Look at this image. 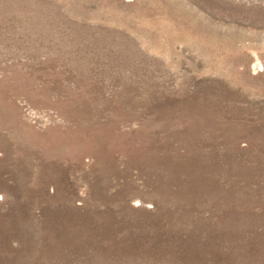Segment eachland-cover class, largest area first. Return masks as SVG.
<instances>
[{
    "label": "rangeland",
    "instance_id": "1",
    "mask_svg": "<svg viewBox=\"0 0 264 264\" xmlns=\"http://www.w3.org/2000/svg\"><path fill=\"white\" fill-rule=\"evenodd\" d=\"M0 264H264V0H0Z\"/></svg>",
    "mask_w": 264,
    "mask_h": 264
}]
</instances>
